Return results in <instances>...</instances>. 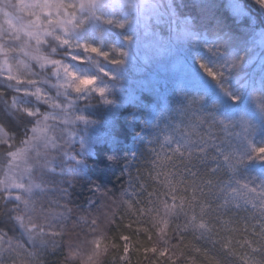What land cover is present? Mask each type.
<instances>
[{
    "label": "clouds",
    "instance_id": "9594fccd",
    "mask_svg": "<svg viewBox=\"0 0 264 264\" xmlns=\"http://www.w3.org/2000/svg\"><path fill=\"white\" fill-rule=\"evenodd\" d=\"M192 6L0 0V264H121L129 224L169 249L165 264H264V77L250 63L264 51L238 27L264 26V0ZM174 24L237 114L131 80L132 43ZM129 117L132 171L118 134ZM101 156L116 181L96 176Z\"/></svg>",
    "mask_w": 264,
    "mask_h": 264
},
{
    "label": "rangeland",
    "instance_id": "374dc122",
    "mask_svg": "<svg viewBox=\"0 0 264 264\" xmlns=\"http://www.w3.org/2000/svg\"><path fill=\"white\" fill-rule=\"evenodd\" d=\"M108 1L112 2V0ZM116 2L119 6H123L125 0H116ZM237 12L243 14L240 11ZM171 30L173 41H170L168 31L163 34L157 33L154 36H147L142 40H135L131 45L134 54L130 58L129 69L138 75L145 74L142 84L145 82L149 83L153 90L162 98L171 100L185 94L207 93V104L219 101L225 106L221 110H227V96L215 87L211 78L205 74V70L196 64L189 48L184 47L185 41L190 38L184 36L182 27H174ZM168 43H170L171 49L167 47ZM251 47L257 52L264 51V31H259L253 35ZM169 51H179L185 57L180 60H171L170 64L168 56H166ZM250 63H255L252 74L264 77V57L255 56ZM130 74L134 75L133 73Z\"/></svg>",
    "mask_w": 264,
    "mask_h": 264
},
{
    "label": "trees",
    "instance_id": "16d2710c",
    "mask_svg": "<svg viewBox=\"0 0 264 264\" xmlns=\"http://www.w3.org/2000/svg\"><path fill=\"white\" fill-rule=\"evenodd\" d=\"M103 2H110V1L103 0ZM192 4H193V0H169L171 14L174 17L178 14V11L180 10L181 5H186V7L184 8V11L191 12V13L194 14L196 12V9L192 6ZM237 15L240 16V17L243 16V14H239L238 12H237ZM238 27L245 33H248V32L251 33L250 38H249L250 47L252 45L253 35L256 34L259 31H264V26H262L260 24H257L255 19H253V20H244L243 23L238 25ZM160 33L163 34V33H165V31L164 32H160ZM170 39H171L170 41H173L172 37H170ZM167 47L171 49L170 43L167 44ZM166 56H168V61H169L170 64H171V60H174V59L180 60V59H183L185 57V55L180 53L179 51H169V52L166 53ZM186 57H187V55H186ZM254 64H251L252 73H253ZM130 73L134 74V75L130 74L131 80L138 86L142 85V80L145 79V74L138 75L137 73L133 72L132 70H130ZM169 76H171V74H169ZM158 91L160 92V90H158ZM180 96H182V95H180ZM144 99L146 101H149V102L151 101V97H149V96H145ZM211 103L212 102H210L209 104H211ZM232 103L233 102L227 97L226 106H229ZM226 108H227L228 111L232 112L233 114H237L239 112V109L236 108V107H232V108L226 107ZM132 111H133V109H131V108L128 109L129 113H131ZM119 125H120V132L118 134L121 137V139L124 140L125 145H126V147L128 149V151L126 153L127 163L125 164V167L129 168V171H132L133 168L130 167V166H135V164H136V160H135V156H134V148H135L134 121H133V119L131 117H129L127 119L122 118L120 120V122H119ZM129 129H133V130L130 131ZM96 176L101 177V178H103L106 181L107 180H111V179H113V181L117 180V177L114 176V173L104 166L103 156H101V160L96 165ZM125 234H131V233L129 232V233H125ZM120 243H123L122 239L120 240ZM119 255H120V253H119ZM129 258L131 259L132 264H137V259L138 258L141 261L146 260V259L143 258L142 254L133 253L131 249L129 251Z\"/></svg>",
    "mask_w": 264,
    "mask_h": 264
},
{
    "label": "snow or ice",
    "instance_id": "6c2138e0",
    "mask_svg": "<svg viewBox=\"0 0 264 264\" xmlns=\"http://www.w3.org/2000/svg\"><path fill=\"white\" fill-rule=\"evenodd\" d=\"M97 0H89L90 6L95 7ZM110 22V21H109ZM92 51L96 52L98 49L93 48ZM107 55V53H105ZM206 71L211 75H215L211 69L206 68ZM258 153H264V147L256 148ZM135 226V227H134ZM202 228L207 226L204 224L200 225ZM129 227L133 229L131 234L123 233L121 239L123 243H117L116 247L119 249L121 264H132L131 259L129 258V251L132 250L133 253L142 254L144 259H149L152 256H155L156 259L151 261V264H165V258L169 257V249L167 248H158L143 239H140L136 236V230L139 228V225L129 224ZM97 249H103L106 247L105 241L99 239L96 241ZM196 251H202L201 249H196ZM206 254V253H205ZM141 260L137 259V264H141ZM167 264H175V261L172 259L167 260ZM209 264H215L214 260L209 257Z\"/></svg>",
    "mask_w": 264,
    "mask_h": 264
},
{
    "label": "bare ground",
    "instance_id": "6f19581e",
    "mask_svg": "<svg viewBox=\"0 0 264 264\" xmlns=\"http://www.w3.org/2000/svg\"><path fill=\"white\" fill-rule=\"evenodd\" d=\"M174 27H177V28H178L179 26H176V25L174 24L173 28H174ZM177 31H178V30H177ZM171 32H172V30H171ZM178 32H179V31H178ZM202 69H203V68H202Z\"/></svg>",
    "mask_w": 264,
    "mask_h": 264
}]
</instances>
